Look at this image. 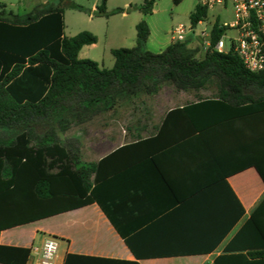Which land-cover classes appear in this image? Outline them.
<instances>
[{
  "label": "crops",
  "instance_id": "0c3cea01",
  "mask_svg": "<svg viewBox=\"0 0 264 264\" xmlns=\"http://www.w3.org/2000/svg\"><path fill=\"white\" fill-rule=\"evenodd\" d=\"M47 1L31 0L28 11ZM161 1L156 0L149 14L140 10L118 13L128 17L137 12L134 27L129 34L124 30L118 34V26L112 30L109 26L107 37L113 35L112 42L132 39L136 44V25L145 19L150 26L148 49L163 51L174 41V26L164 31L155 16ZM173 1L180 4L183 0ZM100 2L95 1L91 9ZM135 3L139 2L126 0L116 6L107 0L109 10ZM197 4L195 0L194 7ZM82 12L88 21L118 15ZM88 30L98 41L84 45L79 57L92 59L88 53L99 44L102 30ZM112 46L111 52L123 47ZM114 62L115 58L108 68ZM100 66L106 67L104 62ZM208 90H178L166 82L155 94L121 97L114 108L102 110L99 130L85 126L92 117L74 133L57 135L61 143L79 142L82 163L98 164L91 180H95L99 200L42 217L44 198L38 186L12 183L9 196L0 197V245L29 248L31 253L52 234L60 240L62 264H216L217 257L245 248L251 240L264 246V235L247 228L264 200L259 171V167L264 171V106L236 107ZM121 102L141 104L137 119L126 110L121 112ZM43 127L35 126L41 138ZM6 138L12 141L16 135ZM24 162L23 158L20 166ZM10 171L6 163L0 186L11 178ZM17 180L27 183L25 171ZM234 243L239 247L230 248Z\"/></svg>",
  "mask_w": 264,
  "mask_h": 264
},
{
  "label": "trees",
  "instance_id": "16d2710c",
  "mask_svg": "<svg viewBox=\"0 0 264 264\" xmlns=\"http://www.w3.org/2000/svg\"><path fill=\"white\" fill-rule=\"evenodd\" d=\"M155 2L143 0L109 10L107 0H101L92 10L73 0H49L26 13L6 10V4H2L0 174L5 173L8 163L12 176L1 183L0 197L9 196L7 189L12 183L38 186V194L44 198L42 217L99 200L95 180H91L98 164L82 163L79 142L58 141L54 125L65 131L70 117L77 116L79 122H84L104 109L114 108L121 97L155 94L168 82L178 90L198 91L215 86L218 98L236 107L264 106V69L249 70L233 51H204L200 45L192 48L190 38L173 41L163 51L153 52L147 47L150 26L145 19L136 25L133 47L112 49L115 62L111 68L79 57L84 45L98 41L94 33L85 30L74 36L65 35L66 8L109 17L133 10L149 14ZM208 10L197 4L190 14L191 24L196 26L205 19ZM224 31L218 19L212 31L213 44ZM37 124L48 127L43 138L37 136ZM10 135L16 138L8 141L6 136ZM36 137L39 140L33 143ZM23 158L24 165L20 166ZM23 171L27 183L19 184L17 177L21 178ZM259 171L264 179L263 168L259 167ZM40 186L45 188L42 190ZM247 228L264 235V200L253 212ZM246 245L217 257L216 264H264V246L255 240ZM234 246L239 247L234 243L230 248ZM29 255V248L0 245L1 263L27 264Z\"/></svg>",
  "mask_w": 264,
  "mask_h": 264
},
{
  "label": "rangeland",
  "instance_id": "374dc122",
  "mask_svg": "<svg viewBox=\"0 0 264 264\" xmlns=\"http://www.w3.org/2000/svg\"><path fill=\"white\" fill-rule=\"evenodd\" d=\"M31 0H0V9L2 8V4H6L5 9L9 10L12 9L15 12L18 13H25L28 11L29 7L31 6L30 3ZM77 1L78 3L91 8L92 4L96 2H100V0H73ZM126 0H111V5L116 6H123ZM136 2H143V0H134ZM194 4L195 0H183L180 4L175 3L173 0H162L159 3V6L157 7L156 15L160 19L161 26L163 27L164 31L168 32L173 26H177L180 23H184L186 26L191 25L190 20V14L194 10ZM65 18H66V25H65V33L67 35H71L78 31V29H86L88 30V27H96L102 30L100 34V42L90 51L89 56L93 57L92 59H97L101 65H103V62L105 63L106 67L110 65V61L114 60V55L110 51V48L116 46V45H122L123 47H133L135 45V41L133 42L132 39H128L126 41L123 40H117L115 42H112L113 35L107 37V28L110 26V29H113V26H118L119 33L120 30H124L126 34H129L133 29L132 21L135 16L138 15L137 12L132 13L128 17H122V15H113L109 20H107L105 17L101 19H94V21H88L87 15L77 9L73 8H66L65 11ZM219 19L221 22H228L231 23L234 21L235 16L233 12V6L229 3L227 6L223 5H215L213 7H210L208 10V16L206 17V23L205 24H199L197 28L194 29V32L191 31V34H194V37H190V46L192 48H197L199 45L202 47L200 42V31L203 27H207V29L210 28L211 23ZM93 29V28H92ZM91 31V30H88ZM92 32V31H91ZM228 35H234L236 33L235 29H228L227 31ZM118 38V37H117ZM227 46L230 45V41L227 38L226 39ZM197 56H199L197 54ZM96 60V61H97ZM170 86L171 85H167ZM209 93H212L213 91L217 92V89L214 87H209ZM121 112H124L126 110L127 114L135 116L133 118L137 119L139 110L141 109V104L139 102H121ZM134 109L135 112H132L131 110ZM90 124L85 125L93 130H99L100 126V115L97 114L93 117ZM84 124L82 122L78 121L77 116L70 117V120L68 122V129L65 131H61L60 126L58 124L54 125V129L59 136H63L64 134H69L70 130L71 132H75L77 128L82 127ZM44 132L48 130V127H43Z\"/></svg>",
  "mask_w": 264,
  "mask_h": 264
},
{
  "label": "built area",
  "instance_id": "2783aa9c",
  "mask_svg": "<svg viewBox=\"0 0 264 264\" xmlns=\"http://www.w3.org/2000/svg\"><path fill=\"white\" fill-rule=\"evenodd\" d=\"M233 6L235 19L233 22H221L220 27L225 28L222 36L213 44L212 31L216 20L209 29L203 27L199 37L204 51L216 50L218 52L237 53L251 71L264 69V0H198V4L208 8L215 5ZM206 18L188 27L180 23L173 28L174 41H185L188 34L194 32L199 24H205ZM235 29L234 35H228V29ZM230 45L227 46L226 39ZM60 240L58 237L47 234L39 247H33L27 264H62L59 257Z\"/></svg>",
  "mask_w": 264,
  "mask_h": 264
}]
</instances>
